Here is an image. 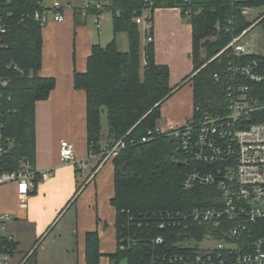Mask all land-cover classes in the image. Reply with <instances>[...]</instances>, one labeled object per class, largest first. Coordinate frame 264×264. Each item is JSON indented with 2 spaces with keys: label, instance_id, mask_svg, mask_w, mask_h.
<instances>
[{
  "label": "trees",
  "instance_id": "obj_1",
  "mask_svg": "<svg viewBox=\"0 0 264 264\" xmlns=\"http://www.w3.org/2000/svg\"><path fill=\"white\" fill-rule=\"evenodd\" d=\"M93 2L102 4V12L111 15L115 38L105 47L93 46L87 71L83 74L76 72L74 84L87 95L90 153L100 155L108 151V147L102 145L104 112L110 141L116 144L123 140L126 145L113 158L115 194L111 204L117 215L118 249L111 259L115 264L122 261L142 264L156 252L153 239L163 234L157 226V216L196 206H214L211 198L215 190L197 187L185 191L183 181L192 165L181 152L178 139L170 133L157 132L162 105L175 88L170 84L169 67L156 62L154 41L143 46L136 19L150 12L148 21L153 24L156 9L179 8L184 18L191 22L194 64L191 80L194 88L193 119L196 121L207 114L226 111L230 52L213 59L236 35L255 23L242 14V9L264 8V0ZM41 4V0H0V148L4 150L0 152V170L18 171L24 163L34 167L36 106L38 102L48 100L56 87L54 78H44L40 74L43 26L35 15L47 10ZM91 13L99 14V11L91 7L86 14ZM81 15L82 12L76 10V25L83 23ZM258 25L264 28V19ZM152 32L153 27L147 37L152 36ZM120 34H126L128 38L126 52L119 49L117 36ZM216 75L221 77L220 81L216 80ZM145 137L147 142L142 141ZM104 157L105 154L101 160ZM39 180L41 175L37 173L35 181ZM252 231L257 239L264 238V219L257 222ZM0 241L13 256L17 244L7 237ZM102 256L99 233H88L86 264H100ZM31 262L36 264V252L30 256L28 264Z\"/></svg>",
  "mask_w": 264,
  "mask_h": 264
},
{
  "label": "crops",
  "instance_id": "obj_2",
  "mask_svg": "<svg viewBox=\"0 0 264 264\" xmlns=\"http://www.w3.org/2000/svg\"><path fill=\"white\" fill-rule=\"evenodd\" d=\"M41 1L50 11L42 31L40 74L54 78L56 87L48 100L36 106L34 167L39 173L50 171L51 176L27 196L20 194L15 183L0 186V215L10 218L4 236L17 244L14 264H28L34 252L36 264H86V236L97 231L103 255L100 264H115L111 259L118 249L117 215L111 204L115 194L113 158H108L105 152L90 153L87 95L74 84L76 72L86 73L93 46L105 47L115 38L114 35L111 38L109 28L112 18L108 12L100 17L95 13L85 14L83 9L94 3L93 0ZM55 3L75 6L63 11L62 23L53 19ZM76 10L82 12L83 23L79 25L75 21ZM263 18L264 13L251 21L257 23ZM152 27L156 62L169 67L170 84L175 88L162 105L159 121V128L169 131L184 127L195 112L191 80L194 76L193 27L179 8L156 9ZM143 30L142 44H145L149 31L146 26ZM104 116L105 112L103 131ZM66 140L74 144V163L60 159V145ZM74 206V214L67 219Z\"/></svg>",
  "mask_w": 264,
  "mask_h": 264
},
{
  "label": "built area",
  "instance_id": "obj_3",
  "mask_svg": "<svg viewBox=\"0 0 264 264\" xmlns=\"http://www.w3.org/2000/svg\"><path fill=\"white\" fill-rule=\"evenodd\" d=\"M91 7L99 11V17L104 13L102 4L92 3L85 6L84 13ZM67 9L75 6L55 3L54 21L64 22L63 11ZM49 11L35 15L42 26L48 22ZM242 14L249 16L251 8H243ZM149 17L147 12L136 19L147 31L152 29ZM258 24L236 35L213 59L230 52L226 111L207 114L196 121L192 118L184 127L171 131L157 129L180 141V150L192 165L183 181L184 190L211 187L215 190L211 198L215 205L157 216V226L163 234L153 239L156 252L142 264H264V238L257 239L252 231L264 219V53L254 52L243 42ZM152 41V36L145 39ZM215 78L221 80L218 75ZM125 146L123 140L119 141L107 157L115 158ZM60 159L64 163L76 161L72 142H61ZM37 173L29 163L18 171L0 170V186L15 183L20 194L30 195L36 185L51 176L50 171L39 173L41 180L36 182ZM9 220V216L0 215V240L5 237ZM0 264H14L10 250L1 241Z\"/></svg>",
  "mask_w": 264,
  "mask_h": 264
},
{
  "label": "rangeland",
  "instance_id": "obj_4",
  "mask_svg": "<svg viewBox=\"0 0 264 264\" xmlns=\"http://www.w3.org/2000/svg\"><path fill=\"white\" fill-rule=\"evenodd\" d=\"M251 9H253V13L250 15V17H248L250 20L251 19L257 20L261 16V14L264 13L263 8L254 7ZM109 24H110L109 28H111V32H110L111 38H113L114 37L113 36L114 35L113 26H112L111 22ZM144 27H145L144 25H140V30L143 34H144V30H143ZM117 40H118L119 49L122 52L128 51V49H129L128 43L129 42H128V38H127L126 34L118 35ZM243 42L249 44V47L252 48L254 52L264 53V28L262 26L257 25V27L243 40ZM143 46H144V44H143ZM104 128H105V130L102 131V135H103L102 145L104 147H108V151L106 152V156H107L108 154H110L113 151V149L115 148V146L117 145L118 142L116 144H114V142L110 141V139H109L108 119H107L106 113L104 116ZM169 131H171V130H169ZM111 145H114V146L111 148L110 147ZM75 208H76V206H74V208L68 213L67 219L70 218L74 214ZM30 264H32V262ZM121 264H125V262L123 261V262H121Z\"/></svg>",
  "mask_w": 264,
  "mask_h": 264
},
{
  "label": "water",
  "instance_id": "obj_5",
  "mask_svg": "<svg viewBox=\"0 0 264 264\" xmlns=\"http://www.w3.org/2000/svg\"><path fill=\"white\" fill-rule=\"evenodd\" d=\"M126 241H124V243H125Z\"/></svg>",
  "mask_w": 264,
  "mask_h": 264
}]
</instances>
